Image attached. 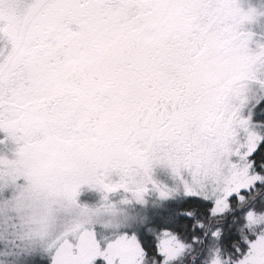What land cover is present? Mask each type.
<instances>
[{"label":"snow or ice","instance_id":"6c2138e0","mask_svg":"<svg viewBox=\"0 0 264 264\" xmlns=\"http://www.w3.org/2000/svg\"><path fill=\"white\" fill-rule=\"evenodd\" d=\"M255 15L0 0V264H264Z\"/></svg>","mask_w":264,"mask_h":264},{"label":"rangeland","instance_id":"374dc122","mask_svg":"<svg viewBox=\"0 0 264 264\" xmlns=\"http://www.w3.org/2000/svg\"><path fill=\"white\" fill-rule=\"evenodd\" d=\"M239 2L241 7L245 10L249 7L256 10L254 19L244 22L241 26L243 31L252 33L251 40L249 41V48L255 51L257 50L258 44H264V0H239ZM2 136L3 133H0V137ZM78 198L81 203L91 204L95 202L96 196L87 186H82Z\"/></svg>","mask_w":264,"mask_h":264}]
</instances>
